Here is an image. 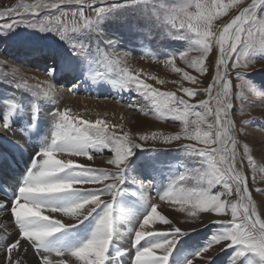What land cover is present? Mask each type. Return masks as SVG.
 I'll return each instance as SVG.
<instances>
[{
  "label": "snow or ice",
  "instance_id": "6c2138e0",
  "mask_svg": "<svg viewBox=\"0 0 264 264\" xmlns=\"http://www.w3.org/2000/svg\"><path fill=\"white\" fill-rule=\"evenodd\" d=\"M137 49L199 88L154 87L149 79L166 81L128 64ZM0 55V66L12 58L47 77L0 68L10 89L0 94V169L12 176L0 186V264H219L221 253L224 264H264V207L253 198L264 189L249 188L264 169L243 139L264 118L235 119L264 107L250 99L264 101V87L248 71L264 59V0H21L0 11ZM93 86L134 96L128 108L181 131L134 139L107 113L58 106ZM254 139L264 156V137ZM245 158L251 177L238 167Z\"/></svg>",
  "mask_w": 264,
  "mask_h": 264
},
{
  "label": "rangeland",
  "instance_id": "374dc122",
  "mask_svg": "<svg viewBox=\"0 0 264 264\" xmlns=\"http://www.w3.org/2000/svg\"><path fill=\"white\" fill-rule=\"evenodd\" d=\"M20 2H21V0H0V11L4 10L6 8H9V7H13ZM24 2L25 3H31L32 0H24ZM249 2H250V0H249ZM86 14H89V13L86 11ZM229 15H231V13H229ZM225 19H226L225 17H221L220 21L217 22V26H220V23ZM259 39H260V37L257 36V40H259ZM175 46L177 48H183L186 46V43L185 42H177ZM137 51H138V53H134L132 58H134V59L136 58L137 61H142V62H138V63H141V64L146 63L145 64V66H147L146 70L140 69L137 66V63L133 62L134 60H132V58L129 59L128 64L132 68L133 71L142 70L143 73L146 75H155V76H157L158 79H164L166 81L165 84L160 85L157 82L151 81L149 79L147 82L152 83L154 87H157V88L161 89L162 91H175V92H177L178 96L183 95V93L179 91V88L181 86L199 88V86H200L199 84L193 85L190 82L183 81L182 75L172 72L170 66L166 67L160 61L143 57L142 52L139 49H137ZM191 55L195 56V55H197V53L193 52V53H191ZM0 59H5V57L0 55ZM7 60H8V64L4 65V66H0V68H2L3 71H11L10 66H14V67L19 68L21 70V72L25 73L27 78H29V83H35L36 82V78H35L36 74H33V72L30 73L31 71H35V70L43 71V69H36V68H33L31 65H21L18 61L14 60L12 58H7ZM176 63H177L178 67L184 68L185 71H189V73L191 75L197 76L201 82L207 81V79H208L207 75L200 76L193 69L187 68V66H185L183 64V62L180 61L179 59H177ZM257 69H264V59L256 60L255 63H253L248 69V71L250 73H252V76L250 77V79H252L254 81V83L259 85L260 87H264V71L258 72ZM33 78H35V79H33ZM173 81H176V83H173ZM6 90L10 91V89H7V87L5 85L0 84V94H3V92ZM78 94L82 95L81 91ZM132 97L135 98L134 96H132ZM206 98H207V96L205 94V95H199V96L195 97L194 100L198 101V100L206 99ZM250 99L254 100V102L257 104L264 103V101H261L259 98H256V97H250ZM137 103H139V101H137ZM120 104H123V103L121 102ZM58 106L61 109L64 108L63 106H61L60 102H59ZM123 106H124V109H127V103H124ZM251 117L264 118V107L251 108V109H249L247 114L242 115V116H237V117H235V119L239 123V121L250 120ZM107 119L110 120L108 117H107ZM111 122L114 123L113 121H111ZM246 127H247V130L250 133H252V135L249 137H245L243 139H246L247 141L250 142V144H252L255 147V150L253 151L252 154H253L254 158L256 159L257 168L264 169V156L261 155V151H260L259 147L256 146L257 145V139H254V137L255 138H257V137L253 134L254 132H252V130H254L253 128H258L259 130H261L260 128H264V119H256V120L252 121V123L250 125H247ZM124 130L131 132L133 134L134 139H138V134L150 133L151 131H162L165 134H175L176 132L181 131V125L179 122L172 123V122H165V121H157V120H155V118L153 116H150V115L145 116L139 111H134V110L130 109V122H129L128 127L125 126ZM182 142H178V143H182ZM149 143H151V142H149ZM85 162H87V161H85ZM95 165L100 166V167L106 166L104 160L101 158H96ZM238 167L241 169H244L246 172V175H248L249 177L254 175L251 168L248 167L246 164V158L243 162L238 163ZM255 175H256V180H254V181L250 180V182H249L250 190L253 187L264 189V182H261L259 179L260 175H264V173L258 172ZM10 176H11V173L8 171V174L5 177H3V180H2V178H0V185L5 186L7 184H10L12 182V179L10 178ZM1 197H3V195ZM253 198H254V200L257 201L258 210H260L262 207H264V196H262L257 191H253ZM165 213L168 214L170 218L177 220V221L182 220L184 217V214L178 213L174 210L165 209ZM262 216H264V214H262ZM179 226L181 228H186V227H194L195 225H190L187 223H179ZM210 228H214V226H210ZM208 231H209V229L201 228L199 234L193 233L192 236L194 239H201L202 240L204 238V234L207 233ZM122 247H125V246L122 245ZM228 252L231 253V250L229 249ZM226 258H227L226 254L221 253L220 256L217 258L219 261V264H224V261L226 260ZM124 262L128 264L127 257L123 258V264H124Z\"/></svg>",
  "mask_w": 264,
  "mask_h": 264
},
{
  "label": "bare ground",
  "instance_id": "6f19581e",
  "mask_svg": "<svg viewBox=\"0 0 264 264\" xmlns=\"http://www.w3.org/2000/svg\"><path fill=\"white\" fill-rule=\"evenodd\" d=\"M135 53H138L136 51ZM134 63H137V66L140 69H145L147 66L145 64H141L137 61V59L132 58ZM144 70V71H145ZM185 70V69H184ZM36 71V72H35ZM31 71L33 74H36V81L37 80H45L47 79L44 71ZM163 75V74H162ZM82 95H71V94H63L62 98L59 100L61 106L63 107H70L73 109L74 112H80L85 118L88 119H96V113L101 114V118L103 117L104 113H107V117L113 121L114 123L123 122L126 127H128L130 122V108L124 109L123 104L127 103L130 99L133 98L130 94H117L116 90H111L110 88H101L97 86H93L91 88H87L85 90H81ZM123 104H120V103ZM121 117L124 119L121 121ZM252 132L257 138L264 137V131L259 130L258 128H253ZM262 129V128H260ZM8 174L6 169H2V175L5 177ZM12 179V177L10 176ZM1 186V185H0ZM2 193H0V199H3ZM168 215V214H167ZM179 216V215H178ZM8 219V217H5ZM35 258H30V264H34ZM124 264H127L124 262Z\"/></svg>",
  "mask_w": 264,
  "mask_h": 264
}]
</instances>
